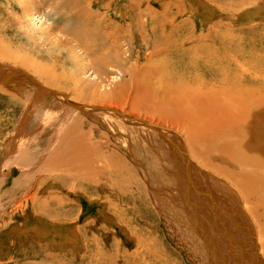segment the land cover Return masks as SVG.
Wrapping results in <instances>:
<instances>
[{"label": "rangeland", "instance_id": "374dc122", "mask_svg": "<svg viewBox=\"0 0 264 264\" xmlns=\"http://www.w3.org/2000/svg\"><path fill=\"white\" fill-rule=\"evenodd\" d=\"M227 63L229 80L264 97V0H0V65L21 74L0 84V264H264L248 185L264 175V134L245 120L246 140L221 127L235 102L210 74ZM28 75L44 86L19 91ZM74 136L81 149L67 150ZM205 196L239 251L203 232L215 215Z\"/></svg>", "mask_w": 264, "mask_h": 264}, {"label": "bare ground", "instance_id": "6f19581e", "mask_svg": "<svg viewBox=\"0 0 264 264\" xmlns=\"http://www.w3.org/2000/svg\"><path fill=\"white\" fill-rule=\"evenodd\" d=\"M75 7V6H74ZM75 31H73L72 33H74ZM99 43V42H98ZM228 59V58H227ZM220 60V59H219ZM228 60H230V59H228ZM222 61H224V60H222ZM226 61V60H225ZM231 61V60H230ZM105 63V62H104ZM218 63H219V61H218ZM242 63V62H241ZM231 64V63H230ZM1 67H0V72H2V71H7L8 73H11V72H16V73H12V75L13 74H18V75H15L14 76V79H16V77H18V76H20L21 74H19V73H17V71L19 72V70H17V69H4L3 68V65H0ZM224 66V67H223ZM221 68H220V71H215L214 73H211L210 75L212 76H218L217 78H219V76H221L222 77V87H223V89H221V90H224V92H225V97H224V101H222V102H224V103H227V104H232L233 102H235L234 103V113H235V115L233 114L232 116H233V118L231 117V119H232V121H230V122H227L228 123V125H229V128L228 127H224V126H222L221 125V127L223 128V129H226V130H229V133H235V134H242L243 136H241V137H239V138H241L242 140H246L247 138H248V132H244V133H242L243 131H244V129H243V127H239L240 126V124L242 123V121L243 120H245L244 122V124H246L248 127H251L252 125H255L256 124V126H260V129L258 130V134L259 135H262V133L264 134V119H263V117H262V119H263V121L262 122H260V124H258L257 122H258V117L261 115V114H259V113H261L262 112V110L264 109V101H262V100H264V97H262V94H261V91L259 90V89H257V88H253V85H252V90H249V87L248 86H246V87H243L242 86V83H240V81L239 82H235V81H233V80H229L228 79V76H231L232 74H234V72H230L229 70H228V68H229V64L227 63V64H224ZM230 73H229V72ZM22 73V72H21ZM240 76H242V74L240 75ZM252 76V75H251ZM261 76V75H260ZM30 78L29 80L27 79V78ZM245 77V76H244ZM19 78V77H18ZM23 78H25V77H23ZM256 78V77H255ZM26 79H27V81L26 82H23V84H22V86L23 87H21V86H19V91H22L23 89H24V83H28V82H31V84H34V85H36V86H38V87H43L44 85H42L41 86V83L40 82H38L37 80H35L34 78H32V76H30V75H28L27 77H26ZM58 79V78H57ZM240 79V78H239ZM247 79H249V78H247ZM17 81H19V79H16ZM235 80V79H234ZM53 81V80H52ZM58 81H59V79H58ZM250 81V80H249ZM255 81V80H254ZM253 81V82H254ZM1 82V81H0ZM10 82V81H9ZM9 82H1L0 84H5V83H9ZM55 82V81H54ZM177 82V81H176ZM55 84V83H54ZM151 84V83H150ZM249 84H250V82H249ZM56 85H57V83H56ZM60 86H61V84H59ZM64 85H66V84H64ZM72 85H74V84H72ZM257 85V84H256ZM32 85H30V87H31ZM231 86V87H230ZM258 86V85H257ZM31 88H33V87H31ZM66 88V87H65ZM239 88V89H238ZM42 89H44L45 91H47V92H53L54 91V93L56 92L55 90H50V89H48L47 87H44V88H42ZM38 89H36V91L34 90V91H32V98L36 95V94H38V92H41L43 95H41V96H43V97H45L46 96V93L45 92H43V90L42 91H37ZM83 93V92H82ZM60 95L63 97L62 99H65L66 98V96H65V94L64 93H62V92H60ZM82 95V94H81ZM78 97H79V95H77ZM83 96V95H82ZM31 98V99H32ZM80 98V97H79ZM30 99V100H31ZM40 99V98H39ZM32 100H34V99H32ZM65 100H67V99H65ZM209 100V99H208ZM37 101H38V99H37ZM68 101V100H67ZM215 101V100H214ZM217 101V100H216ZM211 101H209V103H210ZM30 103H32V102H30ZM71 103V102H70ZM69 103V104H70ZM214 103H216V102H214ZM218 103V102H217ZM198 104H200V103H198ZM223 104V103H222ZM71 106H74L75 108H78V107H81L80 105H78V104H73V103H71L70 104ZM196 105V104H195ZM201 105V104H200ZM189 106V105H188ZM198 106V105H197ZM217 106V105H216ZM215 106V107H216ZM215 107H212L211 106V108L214 110V108ZM82 108H84V106L83 107H81V109ZM204 108V107H203ZM227 108V107H226ZM229 108V110H230V107H228ZM89 109H92V111H95V110H103V111H110V112H113V113H115V114H117V115H121L122 117H124V118H127V119H130V118H132V117H128V116H125V115H122L120 112H119V110L117 111L116 109H114V108H112V107H108V106H92V107H90ZM202 109V108H201ZM219 110H220V107L218 108ZM199 110V109H198ZM207 110H209V108L207 109ZM191 111V110H190ZM193 111V110H192ZM194 112V111H193ZM192 112V113H193ZM207 112V111H206ZM197 113V112H196ZM204 113V112H203ZM202 113V114H203ZM207 113H209V112H207ZM206 113V114H207ZM221 113V112H220ZM263 113V112H262ZM66 114H68V113H66ZM66 114H65V116H66ZM186 114V113H185ZM191 114V113H190ZM211 114V113H210ZM217 114H219V113H217ZM225 114V113H224ZM187 115V114H186ZM200 115L201 114H199V117L198 118H200ZM229 115H230V113H229ZM196 116H197V114H196ZM203 116V118H204V116L205 115H202ZM213 116V115H212ZM177 117V116H176ZM190 117V116H189ZM223 117H226V116H224L223 115ZM123 118V119H124ZM211 118V117H210ZM213 118H215V117H213ZM68 119V117H66V120ZM190 119H191V117H190ZM201 119V118H200ZM199 119V120H200ZM217 119H218V117H217ZM261 119V120H262ZM64 120H65V118H64ZM63 120V121H64ZM76 120H78V119H74L72 122H71V124L69 125V127H68V132H67V134L69 133L71 136H73L74 134H72V133H70L71 131H73V129H74V126H76ZM198 120V119H197ZM198 120V121H199ZM210 120V119H209ZM219 120V119H218ZM67 121H69V120H67ZM138 121V120H137ZM197 121V122H198ZM202 121V120H201ZM215 121H217L216 119H215ZM139 122H141V124H144L145 126H147V127H149L150 129H153L154 131H156V132H158L159 134L161 133V134H163L164 136H166L167 137V135H166V131H163V130H161V129H159V128H156V127H153V126H151V125H149L148 123H146V122H144V121H140L139 120ZM194 122L195 121H193V124H194ZM205 122V121H204ZM212 122V121H211ZM206 123V122H205ZM205 123H203V124H205ZM202 124V123H201ZM219 123H216V124H213V125H211V127H206V130L207 131H211V129H214V128H216V126L218 125ZM195 125V124H194ZM198 126H200V125H198ZM190 128V127H189ZM211 128V129H210ZM78 129V128H77ZM199 129V128H198ZM221 130V129H220ZM219 130V131H220ZM195 131V130H194ZM168 132V131H167ZM262 132V133H261ZM198 134H202L200 131H198L197 132ZM204 133V132H203ZM261 133V134H260ZM191 134V133H190ZM205 134V133H204ZM208 134V133H207ZM197 135V134H196ZM209 135V134H208ZM220 135V134H219ZM68 136V135H67ZM206 136V135H205ZM229 136V135H228ZM236 136V135H235ZM207 137V136H206ZM211 137V136H210ZM237 137V136H236ZM66 138V137H65ZM78 138V137H77ZM83 138V137H82ZM227 137H225V139H226ZM177 139V138H176ZM192 139V138H191ZM196 139V138H195ZM256 139V138H255ZM254 139V140H255ZM240 140V139H239ZM241 140V141H242ZM252 140V139H251ZM66 141V140H65ZM63 142L59 147L61 148V149H64V146L63 145H65V144H68V141H66V142ZM198 140H196V142H197ZM235 141V140H234ZM83 142V141H82ZM200 142H202V141H200ZM218 147H217V150H222V149H224V151H223V153H222V155H226L227 154V151H228V148L226 147V144H225V142L224 141H221L220 139H218ZM227 142V141H226ZM242 142H244V141H242ZM246 142H248V141H246ZM245 142V143H246ZM249 142H251V141H249ZM232 143V142H231ZM236 143V142H235ZM253 143V142H252ZM72 144H73V146H72ZM76 140H75V136L74 137H72L71 138V140L69 141V144H68V148H67V150L69 149V150H73V149H81L79 146L78 147H75L76 145ZM206 144H207V141H206ZM238 144V143H237ZM210 145V148H212L213 150H214V144L213 143H210L209 144ZM235 145V144H234ZM243 145V144H242ZM254 145V144H253ZM190 146V145H189ZM216 146V145H215ZM245 146V145H244ZM258 146V145H257ZM58 147V148H59ZM184 147V146H183ZM182 147V148H183ZM245 147H247V146H245ZM249 147V146H248ZM261 148V147H260ZM75 149V150H76ZM193 149V148H192ZM212 149H211V151H212ZM59 151H60V149H58ZM66 150V149H65ZM83 150V149H82ZM179 150V149H178ZM194 150V149H193ZM247 150V148H241V147H239V146H237L236 147V153H237V157H232L231 159H233V160H244V155L242 156L241 155V152H245ZM79 151V150H78ZM248 151V150H247ZM14 152V151H13ZM55 152V151H54ZM58 152V151H57ZM66 152H69V151H66ZM81 152V151H80ZM172 152H173V150H172ZM252 152V151H251ZM64 153V152H63ZM76 153V152H75ZM174 153H176V151L174 152ZM199 153V152H198ZM232 153V152H231ZM15 154H16V152H15ZM73 154V153H72ZM79 154H81V153H79ZM83 154V153H82ZM81 154V155H82ZM250 154V153H249ZM262 154V153H261ZM60 155V154H59ZM64 155V154H63ZM68 155H69V153H68ZM74 155V154H73ZM111 155V154H110ZM194 155V154H193ZM196 155H197V152H196ZM247 155V154H246ZM76 157H77V154L75 155ZM74 156V157H75ZM112 156V155H111ZM182 156H185L184 158H186L187 160H188V158H187V156H186V154H185V152H183V154H182ZM229 156V155H228ZM228 156H226V157H228ZM28 157V156H27ZM58 157H60V156H58ZM69 157V156H68ZM75 157V158H76ZM78 157H80L79 155H78ZM210 157V156H209ZM256 157V156H255ZM10 158V157H9ZM25 158V157H24ZM57 158V157H56ZM73 158V157H72ZM80 158H82V156L80 157ZM88 158V157H87ZM205 158V157H204ZM21 159V158H20ZM26 159V158H25ZM33 159V158H32ZM64 159H65V156H64ZM68 158L66 157V160H67ZM115 160H116V158H114ZM201 159V158H200ZM217 159V158H216ZM227 159H229V157L227 158ZM254 159V158H253ZM10 160H11V158H10ZM54 160V159H53ZM60 160H61V158H60ZM63 160V159H62ZM82 160V159H81ZM113 160V159H112ZM120 160V159H119ZM7 161V160H6ZM57 161H58V158H57ZM69 161V160H68ZM71 161H73V165H74V160H72L71 159ZM76 162L78 161V160H75ZM222 161V160H221ZM249 161V160H248ZM51 162V161H50ZM65 162V161H64ZM79 162H81V161H78V163ZM115 162V161H114ZM118 162H121V161H118ZM212 163H214L215 162V160L213 159V161H211ZM60 163V162H59ZM58 163V164H59ZM84 163V162H83ZM86 163V162H85ZM186 163V162H185ZM210 163V162H209ZM212 163H210V164H212ZM218 163H219V161H218ZM231 163V162H230ZM252 163V162H251ZM103 164V163H102ZM118 164V163H117ZM204 164H206V162L204 163ZM221 164V163H220ZM223 164V163H222ZM258 164V163H257ZM57 165V164H56ZM207 165H209L208 164V162H207ZM237 165V164H236ZM241 165V164H240ZM54 166V165H53ZM64 166V165H63ZM66 166V165H65ZM106 166V165H105ZM223 166V165H222ZM261 166H264V163L263 162H261ZM104 167V166H103ZM186 167H187V165H186ZM71 168V167H70ZM102 168V167H101ZM211 169V168H210ZM216 169V168H215ZM218 169V168H217ZM238 169V168H237ZM64 170V169H63ZM187 170V169H186ZM214 170V169H213ZM235 170V169H234ZM126 171V170H125ZM215 171V170H214ZM80 172V171H79ZM250 172V171H249ZM182 173V172H181ZM257 173V172H256ZM217 174V173H216ZM239 174H242L241 172H239ZM77 176H78V173L76 174ZM95 175V174H94ZM124 175V174H123ZM128 175H131V174H128ZM187 177H189L190 179V185H193V181H192V179H191V177H190V175H188V174H185ZM69 176L70 177H72L71 176V174H69ZM125 176V175H124ZM127 176V175H126ZM132 176V175H131ZM223 176H225V175H223ZM237 175L236 174H233V176L232 177H236ZM82 177H84V174H81V175H79V178H81L82 179ZM94 177V176H93ZM60 178V177H59ZM75 178H77V177H75ZM231 178V177H230ZM1 179V178H0ZM78 179V178H77ZM84 179V178H83ZM129 179V178H128ZM225 179V178H224ZM241 179V178H240ZM26 181H27V179H26ZM219 181V180H218ZM227 181V180H226ZM231 181H233V180H231ZM230 181V182H231ZM246 181H248V179H246ZM249 181H250V183H249ZM249 181H248V185H256L255 187H252V189L253 190H251L253 193H252V197H253V202L252 203H254V206L260 211V215L262 216V217H264V175L263 176H261V175H259V174H256V175H254L253 177H251L250 179H249ZM28 182V181H27ZM228 182V181H227ZM238 182H239V180H238ZM231 184V183H230ZM229 184V185H230ZM241 184V183H240ZM232 185V184H231ZM246 185V184H245ZM210 186V185H209ZM240 186H242V185H240ZM195 187V186H194ZM247 187V186H246ZM248 188V187H247ZM200 189V188H199ZM240 189V188H239ZM67 190H69V189H67ZM67 192V191H66ZM197 192V191H196ZM200 192V191H199ZM249 192V191H248ZM207 194H209L208 192H206ZM235 195V194H234ZM243 196V195H242ZM51 197V196H50ZM202 197V196H201ZM206 197H208V196H205V199L206 200H208V204L212 207V209H214V211H215V215H214V219H212V221H211V224L210 223H208V220H206V218H204L205 219V223L207 224V225H205L204 227H202V229H203V232H204V230L205 231H207V226L208 225H210L218 234H219V237H221L220 238V240H222L223 241V243H226V245H228V247L230 248V249H234L235 251L237 250V251H239L238 250V247L234 244V246L232 245V242L233 241H235L236 243L238 242V244H241L243 241H237L236 240V238H235V236H232L231 235V233L230 232H228L227 230H226V227H228V221L225 219V218H223L221 215L223 214V212H222V209L224 208V207H222L221 205H220V207H219V210H220V208H221V215L219 214V212H217V210H216V205L215 206H213V204H212V202H211V199H209V197L208 198H206ZM190 200H192V198H189ZM61 200V199H60ZM49 201V200H48ZM174 201V200H173ZM247 201V200H246ZM47 202V201H46ZM61 203V202H60ZM247 202H245V204H246ZM249 204H251L250 202H249ZM61 205H62V203H61ZM173 205V204H172ZM171 205V206H172ZM201 206H200V208L201 207H204L202 204H200ZM244 205V204H243ZM168 206V205H167ZM218 206V205H217ZM195 207V206H194ZM252 206H250L249 207V205H248V207H244V208H251ZM56 210V209H55ZM65 210V209H64ZM248 210V209H247ZM250 211V210H249ZM248 211V212H249ZM255 211V210H254ZM253 211V212H254ZM63 212V211H62ZM178 212H180V211H178ZM247 212V211H246ZM255 213V212H254ZM253 213V214H254ZM203 214H206L205 212H203ZM256 214V213H255ZM57 215V214H56ZM184 215V214H183ZM53 216V215H52ZM58 216V215H57ZM256 216V215H255ZM260 216V217H261ZM185 217V222L187 221V224L189 225V223H188V217L187 216H184ZM258 217H259V215H258ZM257 217V218H258ZM243 218V217H242ZM256 218V219H257ZM179 219V218H178ZM203 219V220H204ZM259 219V218H258ZM55 220H56V218H55ZM58 221V220H57ZM182 221V220H181ZM255 221V220H254ZM56 222V221H55ZM246 222V221H245ZM259 222H260V220H259ZM261 223V222H260ZM259 223V224H260ZM183 224V223H182ZM262 224V223H261ZM264 226V224L262 225V227ZM211 227H210V229H211ZM231 227V226H230ZM199 228V227H198ZM236 228V227H235ZM200 229V228H199ZM264 229V228H263ZM212 230V229H211ZM211 232V231H210ZM76 233V232H75ZM208 233V232H207ZM211 234V233H210ZM264 236V235H263ZM80 237V236H79ZM202 237V236H201ZM210 237H212V235L210 236ZM153 238V237H152ZM257 238V237H256ZM37 239V238H36ZM82 240V239H81ZM217 240V239H216ZM233 240V241H232ZM149 241V240H148ZM157 241V240H156ZM264 241V240H263ZM55 242V241H54ZM146 242V241H145ZM151 242V241H150ZM214 242V241H213ZM246 242V241H245ZM56 243V242H55ZM68 243H70V242H68ZM198 243V242H197ZM221 243V242H220ZM252 243V242H251ZM264 243V242H263ZM67 244V243H66ZM85 244V243H84ZM155 244V243H154ZM195 244V243H194ZM249 245H250V243H248ZM49 245V244H48ZM82 245V244H81ZM147 245H148V243H147ZM202 245L203 244H199L198 243V247H199V249H202L201 247H202ZM214 247H211L210 245H208V251L210 250V248L213 250H215L217 247H218V244L217 243H215L214 242ZM221 245V244H220ZM241 246V245H240ZM240 246H239V248H240ZM261 246H263V248H264V245H261ZM51 247V246H50ZM68 247V246H67ZM242 247V246H241ZM252 247L255 249V251H256V247L257 246H255V244L254 245H252ZM146 248V247H145ZM151 248H152V246H151ZM154 248V247H153ZM221 248V247H220ZM223 248V247H222ZM250 248V247H249ZM249 248H248V252H249ZM154 249H156V248H154ZM213 250V251H214ZM79 251V250H78ZM137 251V250H136ZM151 251V250H150ZM258 251V250H257ZM44 252V251H43ZM148 252V251H147ZM202 252V251H201ZM217 252V251H216ZM149 253V252H148ZM159 253V252H158ZM211 253V252H210ZM208 254V256L210 257H212L213 255H212V253L211 254ZM153 254V253H152ZM202 254V253H201ZM206 254V253H205ZM220 254V253H219ZM254 254H256V255H258L257 254V252L256 253H254ZM159 255H160V253H159ZM168 255V254H167ZM166 255V256H167ZM165 256V255H164ZM215 256V255H214ZM217 256V255H216ZM252 256V255H251ZM205 257V256H204ZM253 257L256 259V257L257 256H255V255H253ZM159 258V257H158ZM208 258V257H207ZM251 258V257H250ZM205 259V258H204ZM261 259V258H260ZM157 260V259H156ZM159 260V259H158ZM251 260H252V258H251ZM216 261V260H215ZM254 261V260H253ZM252 261V262H253ZM257 261V260H256ZM261 262H263V260L261 261ZM261 262H259L258 261V263L259 264H261ZM215 263V262H214ZM133 264H135L134 262H133ZM205 264H207V261L205 262ZM253 264V263H252Z\"/></svg>", "mask_w": 264, "mask_h": 264}, {"label": "water", "instance_id": "95a60500", "mask_svg": "<svg viewBox=\"0 0 264 264\" xmlns=\"http://www.w3.org/2000/svg\"><path fill=\"white\" fill-rule=\"evenodd\" d=\"M12 73H16V72H11V73H4V74H0V81L1 82H9V81H11L12 79L14 80V76L15 75H18V74H13L12 75ZM17 73H19L18 71H17ZM20 79V78H19ZM16 82H20V81H17V80H15Z\"/></svg>", "mask_w": 264, "mask_h": 264}]
</instances>
